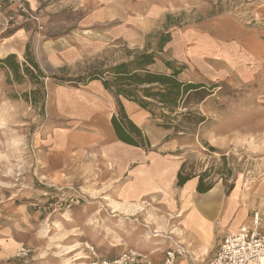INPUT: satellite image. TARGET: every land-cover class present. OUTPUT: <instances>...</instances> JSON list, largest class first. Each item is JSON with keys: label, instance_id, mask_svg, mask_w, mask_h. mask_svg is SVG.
Listing matches in <instances>:
<instances>
[{"label": "rangeland", "instance_id": "1", "mask_svg": "<svg viewBox=\"0 0 264 264\" xmlns=\"http://www.w3.org/2000/svg\"><path fill=\"white\" fill-rule=\"evenodd\" d=\"M22 1L28 13L13 0H0V57L14 53L22 60L29 43L47 75L61 67L77 74L126 60L129 51L154 48L165 25L178 24L160 56L184 66L182 80L217 85L203 101L188 105L205 117L203 123L181 121L178 130L184 131H175L151 119L148 134L158 142L149 150L176 153L184 173L201 176L225 195L234 185L259 188L264 195V0H121L111 3L118 17L109 22L101 20L110 0ZM61 48L81 56L56 64L48 54ZM46 84L55 83L47 77ZM29 88L28 83L7 84L0 71V217L12 213L11 205L27 206L20 243L51 264H87L94 257L85 243L99 258H108L89 241L97 237L98 221L82 218L87 206L94 216L98 206L90 204L110 190L83 188L97 184L86 172L52 175L45 168V140L65 121L28 104L21 94ZM68 138L71 142L72 135ZM94 138L77 136L73 142L83 145ZM31 225L42 229L40 235Z\"/></svg>", "mask_w": 264, "mask_h": 264}, {"label": "crops", "instance_id": "2", "mask_svg": "<svg viewBox=\"0 0 264 264\" xmlns=\"http://www.w3.org/2000/svg\"><path fill=\"white\" fill-rule=\"evenodd\" d=\"M111 3L116 6L121 0H110L101 21L117 19L118 11ZM111 29L116 36L115 26ZM70 55L72 51L61 48L51 50L48 57L60 64L79 58L81 53ZM119 100L128 118L142 129L150 145H155L158 141L148 134L152 124L149 113L131 100L123 97ZM116 110L115 96L99 80L79 86L53 84L48 88L46 84L44 111L54 119H64L65 123L54 128L55 132L45 140V155L41 154L45 158V168L52 175L86 172L88 181L91 179L97 184L82 185L83 188L110 190L109 195L90 204L98 206L93 209L96 214L88 215L90 207L87 206L86 217L82 218L85 223L93 217L98 221L96 239L87 240L97 252L109 254L106 259L131 248L147 254L153 264H159L164 250L180 242L188 254L208 260L224 235L249 221L252 210L264 212V195L259 188L237 189L238 185H234L225 195L221 188L213 186L199 193L196 177L178 185L181 161L177 154L160 149L153 151L119 140L111 124ZM69 135L72 141L66 142L70 140ZM77 136L87 140L95 138L91 143L78 145L73 142ZM82 173L84 178L86 175ZM65 183L59 181L58 184ZM11 206L12 213L0 217V264H51L41 253L33 254L26 263L11 258L24 240L21 217L29 214L25 205ZM31 230L36 235L42 231L37 227ZM188 254L179 256L176 264H191Z\"/></svg>", "mask_w": 264, "mask_h": 264}, {"label": "trees", "instance_id": "3", "mask_svg": "<svg viewBox=\"0 0 264 264\" xmlns=\"http://www.w3.org/2000/svg\"><path fill=\"white\" fill-rule=\"evenodd\" d=\"M177 25H165L164 29L156 34L154 48L145 47L140 51H129L126 60L90 68L82 73L68 74L66 68L61 67L58 73L47 75L29 43L25 45L22 60H18L14 53L0 57V71L3 72L7 84L30 85L28 90L22 92L21 97L40 113L44 112L46 99L45 78H51L55 84L74 86L99 80L116 98L117 113L112 115L111 124L117 138L127 144L149 149L150 144L146 135L128 118L119 97L131 100L146 110L151 119L157 121L158 126L184 131L178 130L181 121L193 125L205 121L202 114L192 110L188 105L203 101L211 93L210 89L217 85L215 83L208 85L201 80H182L179 74L184 66L160 56L165 45L171 40V28ZM158 62L163 64V69L156 68ZM180 108L187 109L181 111ZM183 169L181 165L177 173L178 185L194 177L190 173H184ZM212 187V183L203 182V178L198 177L196 189L199 193L206 192Z\"/></svg>", "mask_w": 264, "mask_h": 264}, {"label": "built area", "instance_id": "4", "mask_svg": "<svg viewBox=\"0 0 264 264\" xmlns=\"http://www.w3.org/2000/svg\"><path fill=\"white\" fill-rule=\"evenodd\" d=\"M12 1V0H11ZM23 13H28L22 0H13ZM90 254L94 257L87 264H153L147 254L134 249H126L112 259L99 258L93 246L85 243ZM188 254L182 243L176 242L165 249L159 264H176L179 256ZM191 264H264V212L254 209L249 221L242 224L236 231L224 235L214 255L208 259H200L190 255ZM32 256V249L20 243L11 256L21 262H27ZM89 257V256H88Z\"/></svg>", "mask_w": 264, "mask_h": 264}, {"label": "bare ground", "instance_id": "5", "mask_svg": "<svg viewBox=\"0 0 264 264\" xmlns=\"http://www.w3.org/2000/svg\"><path fill=\"white\" fill-rule=\"evenodd\" d=\"M71 251V250H70Z\"/></svg>", "mask_w": 264, "mask_h": 264}]
</instances>
